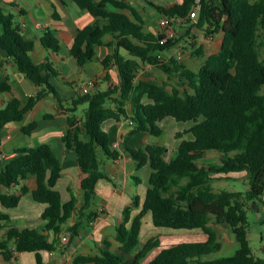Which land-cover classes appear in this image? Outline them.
<instances>
[{"label":"trees","instance_id":"16d2710c","mask_svg":"<svg viewBox=\"0 0 264 264\" xmlns=\"http://www.w3.org/2000/svg\"><path fill=\"white\" fill-rule=\"evenodd\" d=\"M96 20L92 25L78 29L71 55L83 67L93 61L99 46L112 52L101 60L107 71L105 81L111 79V66L118 71V83L106 90L76 93L66 98L51 82L58 70L50 60L35 63L32 58L34 42L25 37L22 26L13 13L0 6V49L7 53L12 64L35 83L37 93L27 103L12 98L0 109V204L17 207L23 196L46 206L43 231L19 229L10 216L0 210V254L6 261L18 253L35 252L37 264H43L41 251L56 250L47 233L59 234L69 226L71 240L82 229L99 217L97 184L100 180L114 181L103 171L99 150L108 160L115 161L121 152L111 146V138L104 130L107 120L129 119L135 126L129 137L149 132L159 137L166 118L179 122H194L188 131L192 139H184L166 159L167 147L157 143L144 149H132L123 143V150L136 162L137 169L149 165L151 174L142 212L131 221V209L124 211L123 221L117 226L119 248L109 250V243L95 256H78L72 264H142L160 240L154 238L141 246L142 218L147 212L159 228L173 230L200 229L208 239L205 242H184L166 247L150 264H264L252 254L248 238V210L261 212L264 203V0H182L171 7L156 6L167 22L179 23V29L168 37L163 32L144 29L143 18L126 0H73ZM118 9L120 11H115ZM126 9L131 16L123 13ZM196 14V15H195ZM186 29L184 34L180 30ZM203 30L214 37L223 34L218 52L210 55L197 70L188 68L178 57H164L184 40L193 42L192 29ZM109 37V39H107ZM166 39L164 43H161ZM191 40V41H190ZM42 44L55 53L61 51L57 34L47 29ZM189 47V48H190ZM194 56L204 55L199 46ZM142 65H151L175 80L169 91L167 84L155 80H137ZM9 78L0 80V92H11ZM52 94L68 114V129L62 137L67 149L76 153L82 173L80 189L82 202L71 191L64 202L57 183L62 177L63 165L50 144L20 148L9 159H1L3 131L13 122H20L45 96ZM149 100V102H146ZM87 104L84 118L77 119L81 105ZM129 110L131 115H129ZM37 126L32 122L23 128L30 134ZM179 133L178 137H182ZM212 154L221 156L218 164L209 161ZM244 172L247 189L243 192L215 190L213 181L232 173ZM35 177L36 187L24 184L19 193L5 192ZM137 185L141 180L134 178ZM244 195V197H243ZM133 202L138 205L137 195ZM226 224L232 229L239 248L233 255L211 258L222 249L216 226Z\"/></svg>","mask_w":264,"mask_h":264},{"label":"crops","instance_id":"0c3cea01","mask_svg":"<svg viewBox=\"0 0 264 264\" xmlns=\"http://www.w3.org/2000/svg\"><path fill=\"white\" fill-rule=\"evenodd\" d=\"M126 1L143 18L146 31L154 33L165 31L160 25V22L165 17L160 13L158 17H153L148 7H146L148 6L146 4L150 5L148 0ZM181 1L169 0V2H165L169 4L151 5L156 9V6L171 7L176 2ZM0 6L6 12L15 15L16 21L24 30L25 37L34 42L32 58L35 63L40 64L47 60L53 63L59 73L56 78H51V82L66 98H71L78 92L103 90L104 83H106L105 90L110 85L118 83V71L114 65L111 66L109 71L111 79L108 81L104 79L107 71L104 69L101 60L112 52L111 48L99 46L96 50L95 59L83 67H80L76 59L71 55L70 50L77 30L92 25L96 20L88 11L80 9L73 0H0ZM115 11L120 10L115 9ZM122 12L131 16L129 10L124 9ZM171 28L172 30L174 29L173 26ZM47 29L53 30L60 39L61 51L59 53L47 50L42 44V36ZM173 31L172 35H175V29ZM185 32L186 29L183 28L179 33L184 34ZM192 34L195 36L193 42L197 44V47L192 46L186 56L182 51L185 46V41L182 40L168 53V57H178L179 53H183L182 58L178 57V59L184 62L191 70L197 71L210 55L219 51L223 42V34L208 37L203 30L197 28L192 29ZM199 46L203 47L204 55L194 56L193 54ZM5 77L9 78L12 89L11 92H0V109L14 97L18 98L24 106L29 98L37 93L38 87L35 83L19 72L9 60L7 53L0 49V80ZM137 80L153 79L137 74ZM164 83L167 84L169 91L176 86V83L169 85L167 82H162L160 84ZM146 102H149V100H146ZM129 115H131L130 110ZM76 116L78 120L82 119L77 114ZM67 117L68 114L62 110L59 101L52 94L45 96L25 115L22 121L13 122L6 126L2 136L1 159L6 160L13 157L15 151L20 148H32L44 143L50 144L63 165L62 177L58 181L56 189L60 191L64 202L70 200L72 191L79 198L80 203L83 198L80 189L82 173L75 151L67 149L62 141V137L68 129ZM32 122H36L37 126L30 134H25L23 128ZM134 126L135 124L129 119L120 121L107 120L104 122L103 128L110 135L111 146L121 152V156L115 161L108 160L106 157L104 159L102 157L101 161L103 171L112 178L114 183L105 179L98 182L97 210L99 217L92 225L82 229L76 238L71 240L69 232V226L76 221L75 217L63 226L59 234L47 233L49 242L55 244L57 249L52 252L47 250L40 252L43 264H72L78 256L100 254L106 243H109L108 248L111 251L119 248L120 244L116 240L117 226L123 221L126 209H131L129 226L132 224V220L142 212L151 174L149 165L137 169L136 162L123 150L124 139ZM178 135L179 132L175 133V139H180ZM151 137L152 135L149 132H141L131 137L127 136L126 144L132 149H143L147 144L154 143ZM168 140L170 142V138ZM176 145L170 148L172 152ZM170 149L167 147L166 159L171 158L172 152H170ZM135 177L141 180V184H136ZM24 184H27L31 190L34 189L36 187L35 177L31 176L20 185L12 186L10 189L3 188V190L5 192L19 193ZM137 195L140 198V202L135 205L133 199ZM45 208L46 206L36 202L31 194L23 196L20 204L14 208H5L0 204V210L8 214L13 224L19 229L30 228L38 231H43L45 227L46 221L42 216ZM216 229L221 241H224L221 236L222 232L229 235L232 231L226 224H220L216 226ZM189 231L191 233L188 234H193L195 236L194 239L207 240V235L202 230ZM6 232L7 228L2 230L0 238ZM183 234L177 230L156 227L150 212H147L142 218L141 246L151 239L158 238L160 246L155 248L158 249L156 250V256L166 247L184 243L186 238H183L185 235ZM222 244V249L219 253L226 250L230 251L226 247L225 242H222ZM231 247L235 253L239 248L236 240L230 244ZM0 264H37V254L35 252L18 253L16 258L11 261H6L0 254Z\"/></svg>","mask_w":264,"mask_h":264},{"label":"rangeland","instance_id":"374dc122","mask_svg":"<svg viewBox=\"0 0 264 264\" xmlns=\"http://www.w3.org/2000/svg\"><path fill=\"white\" fill-rule=\"evenodd\" d=\"M148 1L150 2V5L146 4V5H148L146 7H148V10L151 12V15L153 17H155V16L158 17L159 12L157 9L152 7L151 4H161V5L169 4V3H165V2H169V0H148ZM173 26L175 27V29H179L180 25L178 22L175 21V22H173ZM170 27H172V25L168 26V28H170ZM164 33H165V31H164ZM175 35H177V34H175ZM189 47H190L189 44H186V42H185V46L182 48V51L185 53L186 56L190 52L191 47L190 48ZM168 55L169 54H165L164 57H168ZM138 74H140V76L150 77L151 79L156 80L157 82L159 81L160 83L167 82L169 85H173L176 83L175 80L170 82V80H168L166 74H164L160 70H158L154 67H150L148 65L147 66L142 65L141 68L139 69ZM105 88H106V83H104V86L102 89L105 90ZM260 94L264 95V87L260 91ZM86 108H87V104L81 105L76 114L78 116H80L81 118H84V110ZM193 126H194V122H179V121L175 120L174 118L169 117V118H166L165 120H163V122L161 123V127L164 128L165 133L161 137L152 136L151 138L153 139V142H155L157 144L164 145V146L167 145L166 147H168L169 149L174 147L175 144H177L175 146V148H177L180 145L182 140L193 138L192 134L188 133V131ZM177 132L183 134L180 139H175V133H177ZM127 136L124 139L125 142L127 141ZM167 137L170 138V142H169ZM170 152H172L171 149H170ZM99 156H100L101 161H102V157H103V159L105 158L103 153L100 150H99ZM208 159L210 162L218 164L221 161V156H219L218 154H212ZM246 184L247 183H246V177H245L244 172L232 173L228 176H223V177L221 176L218 179H215L213 181V186H214L215 190H217V191L226 190V191H236V192H243L244 193V191L247 189ZM243 197H244V195H243ZM260 204H261L262 208H261V212L259 211V213L256 212L255 210L249 209L250 205H247L248 219H249L248 238L250 241L252 254L257 258L264 260V203H260ZM177 231L185 234V235L183 234L184 235L183 238L184 237L186 238V239H184L185 240L184 242H205V241H201L200 239H194L195 236L193 234H188V233H191V231H189V230H177ZM221 236L224 240L222 242L226 243V247L230 251H227V250L222 251L221 253H218V254L212 256L211 258L230 256V255L234 254V250L232 249V247L230 248V244L234 243V241L236 240L233 232L231 231V233L229 235L227 233L224 234L222 232ZM229 236H230V238H228ZM206 238L208 239V237H206ZM156 250H158V249H153L148 254V256L142 261V264H150L151 260H153L156 257V255H155Z\"/></svg>","mask_w":264,"mask_h":264},{"label":"built area","instance_id":"2783aa9c","mask_svg":"<svg viewBox=\"0 0 264 264\" xmlns=\"http://www.w3.org/2000/svg\"><path fill=\"white\" fill-rule=\"evenodd\" d=\"M160 25H161V27L162 28H164L165 29V33L164 34H166L168 37H171V36H173L172 34V28L170 27V28H168V26L170 25L168 22H167V20L166 19H163L161 22H160ZM166 41V39H163L162 41H161V43H164ZM182 56H183V53H179L178 54V57L179 58H182Z\"/></svg>","mask_w":264,"mask_h":264},{"label":"water","instance_id":"95a60500","mask_svg":"<svg viewBox=\"0 0 264 264\" xmlns=\"http://www.w3.org/2000/svg\"><path fill=\"white\" fill-rule=\"evenodd\" d=\"M254 209H255V211H256V212H258V213H259V208H258V206H257V204H256V203H255Z\"/></svg>","mask_w":264,"mask_h":264}]
</instances>
